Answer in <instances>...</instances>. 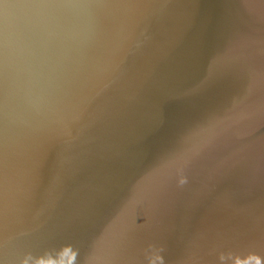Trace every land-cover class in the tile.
I'll list each match as a JSON object with an SVG mask.
<instances>
[{"label": "water", "instance_id": "water-1", "mask_svg": "<svg viewBox=\"0 0 264 264\" xmlns=\"http://www.w3.org/2000/svg\"><path fill=\"white\" fill-rule=\"evenodd\" d=\"M0 264H264V0H0Z\"/></svg>", "mask_w": 264, "mask_h": 264}]
</instances>
